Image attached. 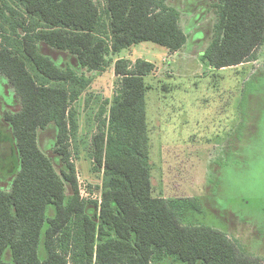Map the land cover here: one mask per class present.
Here are the masks:
<instances>
[{
  "label": "trees",
  "instance_id": "obj_1",
  "mask_svg": "<svg viewBox=\"0 0 264 264\" xmlns=\"http://www.w3.org/2000/svg\"><path fill=\"white\" fill-rule=\"evenodd\" d=\"M169 1L0 0V74L21 104L4 113L0 133V143H11L9 189L0 190V264H264L218 230L185 225L186 199L154 194L146 78L156 66L121 53L143 42L173 53L186 46ZM214 8L203 59L218 70L253 61L264 44V0H215ZM110 67L118 90L96 116L90 155L103 180L101 200H91L82 197L72 162L80 129L74 104L90 75ZM53 123L51 157L39 138Z\"/></svg>",
  "mask_w": 264,
  "mask_h": 264
},
{
  "label": "rangeland",
  "instance_id": "obj_2",
  "mask_svg": "<svg viewBox=\"0 0 264 264\" xmlns=\"http://www.w3.org/2000/svg\"><path fill=\"white\" fill-rule=\"evenodd\" d=\"M169 4L180 13L186 46L170 53L143 42L121 53L122 58L156 66L146 78L154 194L167 200L186 199L181 204L185 225L218 230L238 250L264 263V196L256 194L254 183V178H264V44L250 63L214 69L203 54L217 22L215 0H170ZM90 76L92 84L74 104L80 129L75 138L79 153H73L72 162L82 194L99 200L103 173L94 170L91 141L98 111L116 95L118 78L112 67ZM20 108L14 89L0 74V133L6 129L4 113ZM55 134L53 123L39 138L40 148L51 157ZM72 145L76 147L75 142ZM10 152L11 143H0V190L9 189ZM53 159L57 165L58 159ZM53 212L51 206L49 214ZM10 256L8 250L6 259ZM166 264L183 263L171 259Z\"/></svg>",
  "mask_w": 264,
  "mask_h": 264
},
{
  "label": "clouds",
  "instance_id": "obj_3",
  "mask_svg": "<svg viewBox=\"0 0 264 264\" xmlns=\"http://www.w3.org/2000/svg\"><path fill=\"white\" fill-rule=\"evenodd\" d=\"M255 191L259 196H264V178L256 177L254 178Z\"/></svg>",
  "mask_w": 264,
  "mask_h": 264
},
{
  "label": "crops",
  "instance_id": "obj_4",
  "mask_svg": "<svg viewBox=\"0 0 264 264\" xmlns=\"http://www.w3.org/2000/svg\"><path fill=\"white\" fill-rule=\"evenodd\" d=\"M170 52V51H169ZM170 53H172V52H170ZM113 68V71H114V67H112ZM114 74H115V72H114ZM154 74V73H153ZM116 76V75H115ZM117 77V76H116ZM118 78V77H117ZM150 91V90H149ZM147 100H148V98H147ZM147 105H148V102H147ZM147 116H148V113H147ZM149 122V121H148ZM149 128H150V126H149Z\"/></svg>",
  "mask_w": 264,
  "mask_h": 264
},
{
  "label": "built area",
  "instance_id": "obj_5",
  "mask_svg": "<svg viewBox=\"0 0 264 264\" xmlns=\"http://www.w3.org/2000/svg\"><path fill=\"white\" fill-rule=\"evenodd\" d=\"M80 190H81V189H80ZM81 195H82V197L87 198V197H85V196L82 194V192H81ZM87 199H91V198H87ZM99 200H101V199H99Z\"/></svg>",
  "mask_w": 264,
  "mask_h": 264
}]
</instances>
